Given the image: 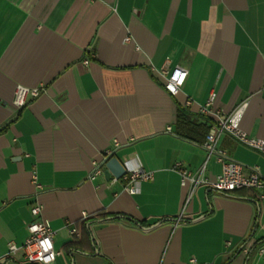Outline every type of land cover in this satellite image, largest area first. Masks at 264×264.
I'll return each instance as SVG.
<instances>
[{
	"label": "crops",
	"instance_id": "obj_1",
	"mask_svg": "<svg viewBox=\"0 0 264 264\" xmlns=\"http://www.w3.org/2000/svg\"><path fill=\"white\" fill-rule=\"evenodd\" d=\"M166 59L187 70L175 95L163 88ZM16 85L43 90L16 108ZM242 104L240 127L264 138V0H0V264H27L35 203L54 231L51 264H264L256 191L199 185L186 202L173 168L195 171L206 157L176 133L178 112L209 129ZM218 145L264 177V155L229 136ZM110 156L153 178L133 194L104 165L91 179ZM220 169L210 156L206 177Z\"/></svg>",
	"mask_w": 264,
	"mask_h": 264
},
{
	"label": "built area",
	"instance_id": "obj_2",
	"mask_svg": "<svg viewBox=\"0 0 264 264\" xmlns=\"http://www.w3.org/2000/svg\"><path fill=\"white\" fill-rule=\"evenodd\" d=\"M124 41L130 42L131 37L125 36ZM138 49V46H135ZM87 63L88 60L83 61ZM169 60L166 59L163 66L160 68V73L165 77L163 84L164 90L170 94L175 95L184 84L186 76L183 79L182 84L178 83L179 76L176 74L186 73L187 70L181 65L174 66L171 70L168 67ZM169 85L176 89L175 92L170 90ZM43 90L42 86L38 87H25L22 85H16L13 93L12 104L16 108L22 107L28 96L36 97ZM213 94L211 93L206 104L200 108L201 114H206L208 106L212 104ZM242 106H239L231 113L227 115H221L213 122L205 136L201 147L204 149L206 157L205 161L195 171H191L181 165L180 162H176L173 166L174 170L179 174L180 184L187 187L186 202L189 200L194 189L199 185H206L210 189L221 193H227L239 189H252L257 193V200L264 202V177L260 174L258 167L253 166L246 168L242 163L233 160L228 156L225 150L219 147L218 143L221 137L229 136L233 138L239 144H242L252 150L264 155V138L252 137L248 135L240 127V118ZM169 129V127H168ZM110 154V151L106 152ZM210 156H214L216 161L220 164V172L213 180H209L205 175V164ZM103 170V164H94L89 177L93 179L96 175L100 174ZM153 178L152 172H144L139 168H131L121 177L125 182V189L129 193H135L136 184L142 180H151ZM116 179V178H115ZM32 182L37 189H41L40 184L37 183L35 172L32 174ZM32 220L27 223V237L22 245L23 258L27 264H45V258L54 256V259L48 262L51 264L56 259L59 252L55 250L53 244L54 231L50 228L47 221L42 219V207L40 204L35 203L30 209ZM35 227V231L33 228ZM71 234H77L75 228H70ZM48 241L51 244V248L45 251L46 245L42 242ZM17 246L14 243H10L8 246V253H14ZM247 251V249L245 250ZM257 252L259 255L264 254V245L259 244L257 246ZM185 264H212L211 262H201L196 258L191 257Z\"/></svg>",
	"mask_w": 264,
	"mask_h": 264
},
{
	"label": "trees",
	"instance_id": "obj_3",
	"mask_svg": "<svg viewBox=\"0 0 264 264\" xmlns=\"http://www.w3.org/2000/svg\"><path fill=\"white\" fill-rule=\"evenodd\" d=\"M207 131H208V126L203 124H196L193 121H190L189 117L185 113L181 111L178 112L176 119V133L178 135L196 141L198 144L201 145L204 141ZM223 194L233 198H240V199L251 198V196H249L245 192V189L234 190ZM118 217L119 216H115L111 214H103L99 216L97 219L100 220L117 219ZM133 221L140 227H144L146 225L144 221H136V220ZM262 241L263 239L260 240V242H258V245ZM66 248L67 250L75 249L77 248V243L76 242L69 243L68 245H66Z\"/></svg>",
	"mask_w": 264,
	"mask_h": 264
},
{
	"label": "water",
	"instance_id": "obj_4",
	"mask_svg": "<svg viewBox=\"0 0 264 264\" xmlns=\"http://www.w3.org/2000/svg\"><path fill=\"white\" fill-rule=\"evenodd\" d=\"M103 165V173L108 179H111V177L119 179L126 173L125 165L121 163L115 156L106 158L103 162Z\"/></svg>",
	"mask_w": 264,
	"mask_h": 264
},
{
	"label": "clouds",
	"instance_id": "obj_5",
	"mask_svg": "<svg viewBox=\"0 0 264 264\" xmlns=\"http://www.w3.org/2000/svg\"><path fill=\"white\" fill-rule=\"evenodd\" d=\"M177 76H179V81H178V83H181L182 84V82H183V79H184V77L186 76V73H177L176 74ZM169 87H170V90H172L173 92H175L176 91V89L175 88H173L171 85H169ZM36 229H35V227L33 228V231H35ZM44 245H46V247H45V251H47L49 248H51V244H50V242H48V241H44V242H42ZM52 259H54V256H49V257H47V258H45V264H48V262L49 261H51Z\"/></svg>",
	"mask_w": 264,
	"mask_h": 264
}]
</instances>
